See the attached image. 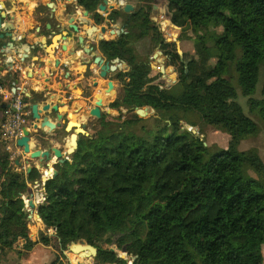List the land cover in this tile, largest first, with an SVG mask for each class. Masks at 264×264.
<instances>
[{
	"label": "trees",
	"instance_id": "16d2710c",
	"mask_svg": "<svg viewBox=\"0 0 264 264\" xmlns=\"http://www.w3.org/2000/svg\"><path fill=\"white\" fill-rule=\"evenodd\" d=\"M167 1L170 28H180L179 39H190L194 49L184 62L174 43L161 42L178 82L161 89L128 40L103 41L107 58L130 66L118 74L123 90L114 106L155 114L103 117L95 132L81 135L44 182L36 213L62 247L80 239L96 247L100 264H128L116 251L123 248L133 264H263L264 163L256 149H238L259 126L242 109L237 88L264 125V82L262 96L253 97L264 79V0ZM133 20L135 26L142 20L143 29L130 39L156 31L147 13ZM154 63L167 75L161 55ZM163 81L171 85L174 78ZM2 104L0 95V112ZM200 124L228 134V147L204 144ZM39 177L36 167L15 170L0 147V261L20 239L25 250L33 245L22 196Z\"/></svg>",
	"mask_w": 264,
	"mask_h": 264
},
{
	"label": "crops",
	"instance_id": "0c3cea01",
	"mask_svg": "<svg viewBox=\"0 0 264 264\" xmlns=\"http://www.w3.org/2000/svg\"><path fill=\"white\" fill-rule=\"evenodd\" d=\"M39 1L46 3V0H11L8 16L14 17L11 28L15 34L16 42L13 48L8 47V50H11L13 54H9L10 52L6 51V48L1 51L3 53H1L0 58V77L7 76L4 88L19 87L25 89L31 95V101H35L39 107L48 102L57 104L65 119L69 118V113H71L73 118L85 124L91 117L87 113L94 106V96L100 92L99 88H102L103 79L98 78V68L93 64V58L99 54V49L93 48L89 56H85L84 52L87 50L77 46V38L96 34L99 29L97 26H93V22L85 19L84 13L80 9H72L71 14H69L70 8L67 7L65 0H56V3L47 5L48 8L37 11L40 17L48 15L49 19L52 18L51 23L31 21L33 8ZM70 3L74 4L73 1ZM69 17H73L79 27L76 32L70 31V35L67 34L66 30L70 25ZM91 26L95 28L90 30ZM40 40L47 42L48 48L37 52V54L32 51L30 58L21 61L20 56L23 52L26 49L31 51L30 48L34 47ZM2 42L3 40L0 39V49ZM90 42V37H86V43L90 44ZM86 64H88V71H86ZM94 79L98 81L97 86L93 84ZM43 114L53 121L56 119L54 111H47ZM3 117L4 112H0V119L2 120ZM31 123L32 117L29 109L27 127ZM57 131L41 129L34 132L29 141L31 149H46L49 146H56L63 150L62 146L66 139L58 137ZM39 133L43 138L37 137ZM16 160L19 163H16ZM51 162L52 164L55 163V159L53 158ZM30 166L31 168L36 167L40 175L44 173L45 169L46 172L51 171L50 166L40 168L37 160L25 156L22 149L16 150L14 169L29 172ZM34 182L28 183V188L29 193H33L34 196L32 212L33 217H36V206L39 203L36 199L44 197V184H41L39 179ZM28 208L25 209L28 211ZM38 219L44 226L41 219ZM41 225H38L37 229H41ZM28 239L33 242L29 250L22 249L24 254L18 257L16 261L14 256L10 259L5 256L4 261L1 259L0 264H46L52 259L55 251L50 245H44L40 242L37 234L28 235ZM25 243L26 239H20L16 245L19 247L16 248L15 246V249L21 250Z\"/></svg>",
	"mask_w": 264,
	"mask_h": 264
},
{
	"label": "rangeland",
	"instance_id": "374dc122",
	"mask_svg": "<svg viewBox=\"0 0 264 264\" xmlns=\"http://www.w3.org/2000/svg\"><path fill=\"white\" fill-rule=\"evenodd\" d=\"M207 3L209 5H213V3L215 2V0H206ZM167 0H147L145 2L140 3L139 5H144L146 6L147 10H149V14L151 16V20L154 22V11L152 9V4L157 5V10L156 12L159 13L161 12L159 15L161 16V18H158V20H156L154 23L157 24L158 28L161 29V31L159 30V33L161 34V38H163L164 42L166 43H174L175 49L178 53V55L180 57H182V60L185 62V58L184 55L190 57L193 53H194V49H193V43L190 39H186V40H180L179 36H180V28L174 26V28H170L169 26V21H170V17L167 13ZM131 3L135 6L138 5V2L136 1H131ZM163 7V9L161 8ZM164 23L166 24V26L164 25ZM172 26V24H170ZM162 32V33H161ZM173 33V34H172ZM104 39L108 40L110 39L109 36L105 37ZM138 43V42H137ZM137 43H135V45H137ZM145 43L147 44V51L140 47V52L141 54V59L143 60H148V57L150 55V53L152 51H158L162 56L165 57L164 51L163 49L158 46V44H156V42L154 41H145ZM146 52V54H144ZM166 68H172V70H168L166 69L165 72L167 73V75L169 74L170 77L174 78V82L171 84V86H173L175 83L178 82V71H177V66H172L168 64V59L166 57ZM126 64V62H125ZM155 63L153 61H151L150 63V75L151 77H153V82L156 84H164V79L167 75H163V71L161 69H155ZM125 68H123V66H119L118 70L115 71L114 73H111L108 76V79H113L114 83H115V88L113 89L112 92L109 93H105L104 88H99L100 92L97 93V95L99 97L102 98V109H101V115L104 116L105 120H124L127 118H130L131 115L134 113V109L135 107L133 106V109L131 110V108L127 105H121L119 107H113L112 106V102L115 101L116 99H118L121 94H122V84L119 81V79L116 77L115 74H117V72H122L124 71ZM174 74V75H172ZM263 82L264 79L261 78L257 89L253 95L254 98H260L262 96L261 90H262V86H263ZM237 92H238V102L240 103V105L242 106V109L245 111V113H248L249 115H251L255 121H257L258 126H259V132L254 135V136H249L245 139H243L239 146L238 149L239 150H247L250 148H254L257 150L259 156L261 157L263 163H264V125L261 122V120L257 117L256 114L249 112L248 109V104L246 103V97L242 96L239 89L237 88ZM140 98H136L134 100V103L139 101ZM93 101V100H92ZM94 103V102H93ZM92 103V104H93ZM91 104V103H90ZM155 114L154 110L151 111H145V112H140V115H143V117L141 118H148L150 116H153ZM88 116H91L87 121H86V126L88 127L87 129H85V131L88 134H92L93 133V129L94 128H98V126L100 125V123H98V121H96L95 117L93 116V112H88L87 113ZM140 117V116H139ZM149 123V122H147ZM63 127H61V129H59L57 131V135L58 137L62 138V139H66L63 144V151L66 150V146L68 144V133L64 132ZM200 129L202 131V136L205 139V143L209 146H212L213 148H218V149H226L228 147V142H229V135L215 129L214 127L210 126V125H205V124H200ZM25 156H28L27 154H25ZM55 163L51 164V169H55L54 167ZM41 176V175H40ZM40 180V177H39ZM35 183V182H34ZM25 196V195H24ZM26 208V207H25ZM33 208H28V216H27V227H28V235L29 236H34L35 234H37L38 239L41 240V232H44L45 235L49 238V242L48 244H44V245H50L52 247V249L55 251L52 259L50 261H48L46 264H52V262L56 259H58V261H61L63 264H77V262H81L83 264H100V263H96L94 261L93 257H83V256H79L78 254L70 251L68 249V245L66 247H62V245L60 244V242L56 239V237H54V233L51 229H44V226L41 225L40 221L38 218L33 217V214H31ZM33 218V219H31ZM39 223V224H37ZM41 225V229H37V226ZM49 230V231H48ZM19 246H16V248H18ZM24 247L20 249H13L11 251L8 252V254L6 255L8 257V259H10L11 257H13L16 261V259L18 257H20L22 254H24L23 250ZM16 250H20V254H18L16 252ZM25 250V249H24ZM116 250V249H115ZM118 252V255H122L124 254V257L127 258V262L128 264L132 263L133 264V260L131 255H129L126 252H122L121 250H116ZM25 254H27L25 252ZM262 254H263V264H264V244L262 246Z\"/></svg>",
	"mask_w": 264,
	"mask_h": 264
},
{
	"label": "water",
	"instance_id": "95a60500",
	"mask_svg": "<svg viewBox=\"0 0 264 264\" xmlns=\"http://www.w3.org/2000/svg\"><path fill=\"white\" fill-rule=\"evenodd\" d=\"M41 3L39 4V9H46L48 8V4L45 3L44 1H40ZM103 7V6H102ZM72 9H80L81 11H84L83 7H79L78 5H74L73 8H70L69 14H71ZM125 11L131 10V6L128 4L124 8ZM84 16L87 15V11H84ZM6 12L0 8V39L3 40L2 42V47L0 49V58H1V52L3 48H6V51L8 50V47H14L15 46V34L12 31V24L14 23V17L10 16L8 21L6 20ZM75 19L73 17H69V26L66 28L67 34L70 35V31L76 32L79 27L77 26V23L75 22ZM169 24H172L171 21H169ZM95 28L91 26V29ZM104 27H101L100 32L94 33L93 35H85V36H79L77 38V46L82 47L83 50L85 51V56H89L91 49L97 47V42L102 40L103 37L102 35L104 34ZM96 32V31H95ZM86 37H90L91 42L86 43ZM60 40V39H58ZM58 42V41H57ZM86 44V45H85ZM42 45H44L42 47ZM48 43L44 42L43 40H40L34 47L30 48L32 49L29 51V49H26L23 54L20 56L21 61H25L26 59L30 58L31 52H37L46 50L48 48ZM10 53L13 54L11 50H8ZM6 53V52H5ZM87 54V55H86ZM38 57V56H37ZM36 57V58H37ZM156 57V55H155ZM166 57H162V63L163 67L165 68L166 66ZM93 64L98 68V78L103 79L102 83V88H104L105 93L112 92L114 89V81L113 79H108V76L111 73H114L115 71L118 70L119 66H123V68L127 69V65L118 57H115L114 59L111 60H105L100 54H98L96 57L93 58ZM162 66V65H161ZM160 66V67H161ZM86 71L88 68V64L85 65ZM162 68V67H161ZM169 70H172V68H168ZM164 73V70L161 69ZM116 77H118V73L115 74ZM98 81L94 79V86H97ZM161 89H169L171 85H165L161 84L159 85ZM13 92L20 91L23 94V101L28 105L30 109V114L32 117V123L30 126H26L23 129V134L16 140V145L19 146L22 149L23 154H27L29 158L33 160H37L38 166L40 168H47L51 166L53 158L55 159L56 162H63L65 159H67V155L71 154L75 149L78 147V138L80 135L86 134L85 130L83 129L84 123L79 122L75 118H73L72 114L69 113V118L64 117L63 114L60 113L59 111V106L54 103H45L43 106L39 107V105L35 101H31V95L29 92H27L25 89L19 88V87H13L11 88ZM102 98L99 97L98 95L94 96V106L90 109V112H93V115L95 117H101V112L99 107L102 106ZM3 107L5 106L4 104L2 105ZM47 111H54L56 114V119L55 121L49 119L47 115H44V112ZM97 111V113H96ZM134 113L137 114L140 117H143V115H140V110L135 107ZM63 127V131L68 133V147L66 148L65 151H63L60 147L56 146H49L46 149H31L30 147V139L33 136L34 132H38L41 129H48V130H59ZM194 133L197 131L195 129H192ZM41 137L40 133L39 136ZM43 138V137H41ZM40 138V139H41ZM204 144H206L204 142ZM16 163H19L18 160H16ZM31 169V166L30 168ZM56 173L55 169H53V175ZM33 193H29L26 195V198L28 199V207L29 208H34V202H33ZM33 214V212H31ZM37 218H39L38 214H35ZM68 249L79 256L83 257H94L97 253L96 247H94L91 244L86 243L83 239L78 240L77 242H71L68 245ZM110 250L114 251L113 248H110ZM122 252H125L124 248L122 249ZM121 258H125L124 254L120 255ZM135 257H132V260H134ZM77 264H83L81 262H77ZM132 264V263H130Z\"/></svg>",
	"mask_w": 264,
	"mask_h": 264
},
{
	"label": "flooded vegetation",
	"instance_id": "af4514ba",
	"mask_svg": "<svg viewBox=\"0 0 264 264\" xmlns=\"http://www.w3.org/2000/svg\"><path fill=\"white\" fill-rule=\"evenodd\" d=\"M65 1H67L66 4H67V7H69V8H73L74 5H78L79 7H83L84 11L88 12L87 15L85 16V19L87 21L93 22V26H97V28L99 29L97 31L98 33L100 32L101 27H104V29H105L104 34L102 35L103 39L97 42V48L99 49V54L105 60H111V59L107 58L105 53L102 51L101 43L103 41H116V42H118L121 39H126L129 41V46L131 48V52L134 55L136 61L139 63L145 64L149 68V70H150L151 61L156 62L157 61V55L158 54L161 55L158 51H152L148 57V60H143V59H141V55H143V54H141V52H140V47L144 48L147 51V44L145 43L146 40L150 41V39H151V41L156 42V44H158V46H161V42H164L163 38H161V34L159 33V30L161 31V29H159L157 24L154 23L156 20H158V18H161V16L156 12L157 8H159V7H157V5L152 4V9L155 10L154 11V16H155L154 19L155 20L153 22L151 20L149 10H147L146 6L139 5L140 3L145 2L147 0H122L123 1L122 4L119 3L120 0H71L74 2V4L70 3L71 2L70 0L69 1L65 0ZM131 1L138 2V5L137 6L133 5L131 3ZM40 3L41 2L39 1L34 6L33 16H32V18H30V20L43 22V23H45V22L51 23L52 18L49 19L48 15H45L44 17H40L39 14H37V11L40 10L39 9ZM46 3L48 5L52 4V3L54 4V3H56V0H46ZM128 4L131 6V10L125 11L124 8ZM10 6H11V0H0V8L6 12V16H7L5 21H8L10 18L8 16V10L10 9ZM84 11H82V12H84ZM140 11L148 14L149 22L152 24L153 27L155 26L156 31L150 30L146 34L138 37L137 39H132V38L130 39V38H128V36L132 35L134 32H136L137 34H141V32H142L143 28L140 27V25H139V23L141 24L142 20L138 21L136 26L134 25V20H133L134 15ZM107 36H109L110 39H108V40L104 39ZM135 43H137V45H135ZM144 54H146V52ZM155 55H156V57H155ZM114 58H112V59H114ZM118 58L121 59L124 63L126 62V65H127V69H125L122 72L128 71L130 66L127 63V61L121 57H118ZM155 66H156L155 67L156 70L160 69L158 67L159 65L155 64ZM117 73L119 74L120 71ZM150 73H149V75H150ZM152 83H154V82L152 81ZM122 87H123V84H122ZM116 100L111 103L113 107H114V103L116 102ZM99 109L101 112L102 106H100ZM103 117L104 116L101 115V117H95V118H96V121H98V123H100ZM108 121H112V120H108ZM87 128L88 127L86 126V124H84L83 129L85 130ZM98 128H99V126H98ZM98 128H94L93 132H95V130H97ZM85 133H87V132L85 131ZM83 135L89 136L91 134L87 133V135L86 134H83Z\"/></svg>",
	"mask_w": 264,
	"mask_h": 264
},
{
	"label": "built area",
	"instance_id": "2783aa9c",
	"mask_svg": "<svg viewBox=\"0 0 264 264\" xmlns=\"http://www.w3.org/2000/svg\"><path fill=\"white\" fill-rule=\"evenodd\" d=\"M123 3L122 0L119 1ZM0 95L5 105L4 117L0 122V147L10 154V158L15 159L16 150L21 149L16 145V140L22 136L24 127L27 126V116L29 115L28 105L23 101V94L20 91L13 92L11 88H4L0 85ZM53 176V169L40 176L39 182H44ZM25 207L28 208L26 195L22 196ZM44 197L37 198V202L43 201Z\"/></svg>",
	"mask_w": 264,
	"mask_h": 264
},
{
	"label": "bare ground",
	"instance_id": "6f19581e",
	"mask_svg": "<svg viewBox=\"0 0 264 264\" xmlns=\"http://www.w3.org/2000/svg\"><path fill=\"white\" fill-rule=\"evenodd\" d=\"M172 75H174V74H172ZM139 110V109H138ZM141 112V111H140ZM96 113H97V111H96ZM50 172V170L49 171H47V173H49Z\"/></svg>",
	"mask_w": 264,
	"mask_h": 264
}]
</instances>
